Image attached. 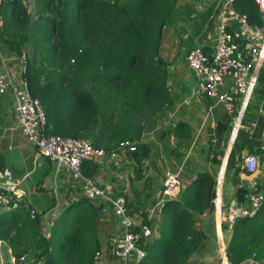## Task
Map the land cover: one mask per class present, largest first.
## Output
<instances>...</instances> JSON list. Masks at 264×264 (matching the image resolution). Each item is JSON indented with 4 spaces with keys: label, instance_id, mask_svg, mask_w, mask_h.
Wrapping results in <instances>:
<instances>
[{
    "label": "trees",
    "instance_id": "trees-1",
    "mask_svg": "<svg viewBox=\"0 0 264 264\" xmlns=\"http://www.w3.org/2000/svg\"><path fill=\"white\" fill-rule=\"evenodd\" d=\"M3 1L11 9L7 13L3 9ZM45 1V7L52 5V0ZM181 3L182 0H129L125 4H120L119 0H69L68 4L75 11L72 16L79 20L76 11L85 10L87 23L68 25L69 36L66 33L52 44L51 48L59 53V57L56 63L51 62L53 72L47 74L50 76L45 78V82L41 77L46 69L42 66L37 68L31 59L27 60L24 73L34 99L46 111V130L65 137L84 138L79 135H91L96 137V147L105 146L102 148L110 151L123 141L140 138L144 130L133 122L136 116H143L148 126L156 125L161 118L159 112L163 113V106L169 101L165 87L166 72L159 74L155 62L156 49L164 38L163 26L170 23ZM234 7L248 15L252 24H263L255 0H236ZM26 12L23 0H0V19L3 21L0 47L4 57L17 55L19 58L23 55L24 35L17 32L9 38L7 30L14 25V20L25 19ZM52 26L58 28L62 25ZM72 59L74 64H71ZM259 81L264 84V70ZM90 83L94 87H90ZM261 92L263 97L260 98L264 100V91ZM111 111H119L117 117H113ZM257 121L260 125L251 132L248 124L252 121L244 117L229 158L226 177L233 167L234 176L241 172L235 161L237 154L238 161L242 160L244 152L264 154L259 142L263 133L261 121L264 122V119L259 116ZM229 127V118L218 123L213 135L216 148L222 141L225 145L224 134ZM148 151V146L142 144L131 153V157H136L141 163ZM0 168L6 169L3 159H0ZM87 168L85 174L92 177L95 168ZM141 173L137 171V181L141 180ZM206 178V175L200 177L199 182ZM215 184L211 181L201 187V184L194 183L180 192L179 200L165 202L161 212V237L144 246V239L141 240L140 246L145 250L146 257L139 264H195L190 259L199 249L201 238L212 242L205 237L199 219L206 213L210 223L215 222L212 202ZM258 190H264V185ZM248 192L244 189L237 191L239 203L245 200ZM126 201L129 210L132 207L140 211L145 206L144 203L137 206L128 203V197ZM156 204L157 201H154L153 205ZM21 206L16 212H24L27 208ZM96 209L85 199L71 204L53 228V235L62 232L61 238L53 236L48 239L41 234L35 241L31 249L35 251L36 259L44 264H92L100 248V215L97 218ZM141 214L144 226H152L147 214L144 211ZM41 221L40 217H35L33 222L39 227ZM256 249L258 260L264 261V201L256 217L239 219L235 223L233 240L226 252L232 264H255L248 260Z\"/></svg>",
    "mask_w": 264,
    "mask_h": 264
},
{
    "label": "crops",
    "instance_id": "crops-1",
    "mask_svg": "<svg viewBox=\"0 0 264 264\" xmlns=\"http://www.w3.org/2000/svg\"><path fill=\"white\" fill-rule=\"evenodd\" d=\"M217 1L219 0H182V3L179 4L178 15L175 14L173 17L175 24L171 26L170 30L164 31V33H169L166 43L169 48V53L166 55L168 57L166 96L169 100L167 103L175 110V113L167 122V107H165L163 113L162 111L159 112L161 118L157 120L156 125L148 126L147 123H144V132L140 138L138 137L133 142H135L137 149L142 144L148 146L147 157L139 163L136 157L133 158L131 153H127L116 159L105 158L97 163L88 162L84 166V173L89 169L87 166L95 168V171L92 170L94 171L92 177H95L102 187L108 188L116 195L128 197V203L130 202L135 206L145 204L140 211H136L134 210L136 208L132 207L130 211L135 218L136 229L144 227L142 211L147 214L148 220L152 222V226L149 227L152 230V235L147 241L149 244L161 237V212L159 213L156 209L165 205L161 201L166 172L178 174L181 191L194 183L205 187L211 181L213 183L218 182V180L223 181L224 209L222 216L215 215V222L211 224L208 216L202 217L203 214L200 215L199 220L202 221L203 233L212 242H205L201 238L199 249L190 259L191 263L195 264H222L223 247L226 250L231 245L235 223L239 220L233 216V209L239 203L237 191L244 189L250 192L264 185V177L261 178L262 167L255 174H247L242 167L243 160L238 161V154L235 156V161L241 169L240 174L234 176L235 168L233 167L226 177L229 158L237 141L239 130L242 128L244 117L256 123V126L253 127V123L249 122L248 127L251 128V132L260 125V121H257L258 117L264 119V114L259 112L264 100L260 98L257 89L249 106L247 105L248 107L245 108L247 110L244 112L245 109H241L240 113L238 112L234 117H231L223 105H214L212 100L199 93L200 83L194 79L185 64L186 54L197 44L204 46L207 54L212 53L213 26L210 24L207 29V24ZM5 59L8 62L16 60L15 55L5 56ZM10 64L12 63H9V66L15 74H19V68ZM229 86L230 82H228ZM228 118L230 119V127L224 134L225 145L222 141L220 147L216 148L213 139L214 131L219 122ZM261 123L263 133L259 142H261L264 151V122L261 121ZM146 126L149 127L147 130H145ZM23 138L20 130L14 129L12 98L2 96L0 101V159L4 160L6 169L0 170V186L7 187L15 183L8 171L10 166H14L15 173L20 176L17 183L18 189L25 193L21 207H27L25 210L30 212L35 209L41 214L40 219L42 221L39 227L41 233L48 239L53 238V236H57V239L61 238V231L53 235L54 226L61 221L65 210L71 204L84 199L80 196L78 186L71 183L70 177L66 173H60L56 176L53 173L52 165L45 159L37 160L35 149ZM246 153L244 152L243 156ZM263 155L258 154L260 159ZM137 171L140 173L142 171L139 181L136 180ZM204 175L207 178L199 182L200 177ZM263 191L261 192L264 193ZM179 199L178 196L176 200ZM154 201H157L156 205H153ZM89 203L96 208L100 206L99 203ZM17 210L13 211L14 213L6 211L3 214H14L18 217V214L23 211L16 212ZM3 214L0 213V215ZM101 214L99 212L100 248L95 255L101 254V259L105 264H119L106 253L110 237L119 229L118 219L114 216L105 218ZM35 241H32L28 249L29 255L15 256H27V264H44L43 261L36 259L35 251L31 249ZM257 251L258 249L255 252L257 253ZM248 261L257 264L253 255ZM139 263L138 260L131 262V264Z\"/></svg>",
    "mask_w": 264,
    "mask_h": 264
},
{
    "label": "built area",
    "instance_id": "built-area-1",
    "mask_svg": "<svg viewBox=\"0 0 264 264\" xmlns=\"http://www.w3.org/2000/svg\"><path fill=\"white\" fill-rule=\"evenodd\" d=\"M235 1L219 0L213 6L207 24V29L210 24L213 26L212 53L207 54L205 47L197 44L185 56L186 67L200 83L199 93L212 100L214 105H223L231 117L249 106L258 87L261 72L264 70V0H255L261 11L262 25L252 24L248 15L234 7ZM178 13L179 11L176 14ZM174 24L173 18L170 23L163 26V31L170 30ZM19 61L22 71L17 76L7 65L0 47V95L12 98L14 129L20 130L26 142L35 149L37 160H47L56 176L66 173L71 183H75L80 189V196L83 199L101 205L99 212L105 218L114 216L118 219L119 229L109 239L107 255L119 264H131L133 260L141 262L146 257V253L141 248L140 242L144 239V246L151 237L152 230L144 226L137 231L135 218L130 213L126 198L112 193L108 188L102 187L95 177L84 173V166L88 162L97 163L105 158L116 159L120 155L137 151L135 142L123 141L116 148L108 151L96 147L86 138L49 133L46 130L48 124L46 111L38 100L31 99L27 89V80L24 77L27 63L25 53ZM228 82H230L229 87ZM166 107V121L169 122L175 110L168 104ZM259 112L264 114V103ZM252 126L255 127L256 123ZM242 160V167L247 174H255L261 167L260 157L256 154L246 153ZM180 192L181 183L178 174L166 172L161 203L176 200ZM24 198L25 193L18 189L17 184L0 186V204L6 206L7 211L13 212L18 209ZM263 201L264 194L253 189L247 193L243 202L234 207L233 216L236 219H252L256 217ZM212 202L215 215L222 216L223 181L218 180ZM31 216L41 217V214L32 209ZM206 216V214L202 215V217ZM221 254L222 264H231L224 247ZM253 259L257 264H264V261L258 260L257 253H253ZM10 262L27 264V256L13 255ZM92 264H105L101 254L97 253L94 256Z\"/></svg>",
    "mask_w": 264,
    "mask_h": 264
},
{
    "label": "rangeland",
    "instance_id": "rangeland-1",
    "mask_svg": "<svg viewBox=\"0 0 264 264\" xmlns=\"http://www.w3.org/2000/svg\"><path fill=\"white\" fill-rule=\"evenodd\" d=\"M52 1V5L47 8L45 7V0H23V6L27 11V17L23 20H14V25L9 27V29L7 30L9 38L13 37V35H15L17 32H20L24 35L25 44L22 47L23 50L21 49L22 53H25L27 56V60L31 59V62L34 63L37 68L42 66L46 69L45 74H43V76L41 77L42 82H45V78L50 76L47 75L48 73L53 72L51 62L54 61V63H56L58 61L59 53L51 48L52 44H54L58 40H61L63 38V35H66V33L69 36L68 25H73L74 23H81V25H85L87 23L85 10L84 12L82 10L76 11V13L80 16V19L77 20L72 16L73 12L75 11L73 8H71L72 6L68 4L69 0ZM113 1L114 0H112V2ZM128 1L129 0H119L120 4H125ZM3 9L5 10V13L11 10L6 1H3ZM51 21H54L52 25L62 26L56 28L50 25ZM2 27L3 21L2 19H0V29ZM167 33L164 34L162 43L157 47L155 54V59L157 60H155V62L157 63V67L160 70L159 74L162 75V71L166 72L165 87H167L168 85V57L166 55L167 53H169V48L167 47L166 43L169 38V33ZM19 58L17 55H15L16 60L14 62L7 61L8 66L9 63H12L10 64L11 66L13 64L16 65V67L19 68L18 72L20 70V66L22 69L21 63L19 66ZM74 63L75 61L72 59L71 64ZM89 86L94 87V84L90 83ZM259 88L263 90H260ZM261 91H264V84L262 85V83H260L259 81L257 92H260V96L263 97ZM167 104L168 103H166L163 107L164 109ZM111 112L113 117H117L116 114L119 111ZM133 122L136 124V126L139 125L141 130H143L144 128V123H147V121L144 120L143 116H136L133 119ZM79 137L89 139L94 145L97 146L96 137L91 135H79ZM260 160L263 171L261 178H263L264 155ZM216 187L217 181L215 184V192ZM257 191L259 192L258 189ZM9 215L5 214L4 216H0V264H10L11 255H29L28 249L30 248L32 241H35L37 239V236H42L40 227H37L36 224H34V218L31 217L30 211L25 210L24 212L18 214V217L17 215ZM206 215L208 216V214ZM245 233L246 232L241 233V236H244Z\"/></svg>",
    "mask_w": 264,
    "mask_h": 264
},
{
    "label": "water",
    "instance_id": "water-1",
    "mask_svg": "<svg viewBox=\"0 0 264 264\" xmlns=\"http://www.w3.org/2000/svg\"><path fill=\"white\" fill-rule=\"evenodd\" d=\"M27 89H28V92H29V94H30L31 99L33 100L34 97H33L32 93H31V90H30V87H29V83H28V82H27ZM8 171H9V173L11 174V178H12L13 181L15 182L14 184H17V183H18V180H20V176L17 175V174L15 173V167H14V166H10V167L8 168ZM162 208H163V207H161V208H157L156 211H158V212L160 213L161 210H162ZM100 209H101V205H100V206L96 209V211H95L97 218H99V210H100ZM7 210H8V209H7L6 206H3V205L0 204V213H2V214H3V213H6Z\"/></svg>",
    "mask_w": 264,
    "mask_h": 264
}]
</instances>
